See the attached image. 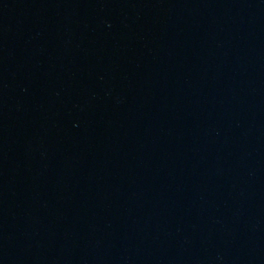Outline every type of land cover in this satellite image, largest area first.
<instances>
[{"label": "water", "instance_id": "water-1", "mask_svg": "<svg viewBox=\"0 0 264 264\" xmlns=\"http://www.w3.org/2000/svg\"><path fill=\"white\" fill-rule=\"evenodd\" d=\"M50 264H264V29Z\"/></svg>", "mask_w": 264, "mask_h": 264}]
</instances>
